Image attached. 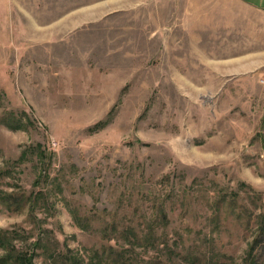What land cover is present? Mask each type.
I'll return each instance as SVG.
<instances>
[{
    "label": "rangeland",
    "instance_id": "rangeland-1",
    "mask_svg": "<svg viewBox=\"0 0 264 264\" xmlns=\"http://www.w3.org/2000/svg\"><path fill=\"white\" fill-rule=\"evenodd\" d=\"M92 1L0 0V195L35 196L1 208L0 230L35 264H65L56 250L72 264H242L264 197V68L241 66L264 55L240 56L262 29L227 53L214 21L198 44L191 4L147 38L151 0L131 13L104 0L100 19L58 35Z\"/></svg>",
    "mask_w": 264,
    "mask_h": 264
},
{
    "label": "crops",
    "instance_id": "crops-1",
    "mask_svg": "<svg viewBox=\"0 0 264 264\" xmlns=\"http://www.w3.org/2000/svg\"><path fill=\"white\" fill-rule=\"evenodd\" d=\"M123 1L124 8H120L121 2ZM128 1V3H126ZM111 2H117L118 7L116 12H130L136 9L138 4L137 0H110ZM106 1H92L85 3L82 6L77 7L76 9H71L66 12L64 16L61 17L59 26L64 25V29H62L58 33V35L68 34L72 29L78 28V26L87 25L93 21H96L102 17L99 12L106 7ZM152 8L151 17L146 20L150 22V28H148L149 24H146L145 35L146 37H159L162 36V32L168 29V25L166 22H169V5H184L191 4L192 7V29H193V37H197L199 40L198 44L201 43V33L202 29L209 27V25L205 22L201 21H214L215 29L217 32L224 30V40L221 41V44H224L226 47H229L225 50V52H231L232 47L228 46L233 44V38H243L245 41H241V44L250 45L253 44V40L249 41L247 38V32H245V28L250 26V23H257V27L262 29V36L259 41L261 46H256L250 49H243L242 52H245V55H241V59L249 58V55L253 54H263L264 55V0H151ZM202 5L207 6L208 11L204 12L202 16ZM245 9V11L243 10ZM252 9L255 11L256 17L255 20H250L249 14L246 12V9ZM180 18H178V21ZM69 22V23H68ZM68 23V24H67ZM166 23V24H165ZM58 24H55L56 26ZM50 24V29L54 27ZM128 28L132 31V36L134 35L133 31L137 28V20L135 17L131 18L128 23ZM83 30V29H81ZM235 33H240L239 36H233V31ZM151 31V32H150ZM150 32V34H149ZM53 36H56L53 35ZM237 42V41H235ZM246 50V51H245ZM249 61L248 65H242V68H250V69H259L264 68V63H251Z\"/></svg>",
    "mask_w": 264,
    "mask_h": 264
},
{
    "label": "trees",
    "instance_id": "trees-1",
    "mask_svg": "<svg viewBox=\"0 0 264 264\" xmlns=\"http://www.w3.org/2000/svg\"><path fill=\"white\" fill-rule=\"evenodd\" d=\"M101 125V124H99ZM262 195V193H261ZM264 196V192H263ZM234 199V197H232ZM35 196L32 193L28 195H17L16 193H2L0 195V209L4 208L9 212L22 210L26 204L31 203L33 205ZM261 206L259 211L255 215L256 229L250 242L247 245L245 254L242 258V264H260V251L264 248V197L261 198ZM219 210V202L215 208ZM214 214V211L213 213ZM163 216L164 213H162ZM8 231L0 230V264H35L34 257L35 251L31 250H19L16 244L13 243L12 238L8 235ZM40 245V242H37ZM53 258L61 257L65 264H72L75 260L74 256H70L66 251H54ZM219 252H208L203 256H196L194 254L188 257L189 262L195 264H225L221 261V257L228 258L226 255L220 256ZM56 255V256H55ZM125 257V253L121 254ZM203 258V260H202ZM191 260V261H190ZM163 264H170L165 262Z\"/></svg>",
    "mask_w": 264,
    "mask_h": 264
}]
</instances>
